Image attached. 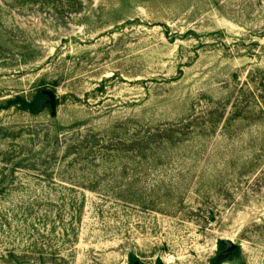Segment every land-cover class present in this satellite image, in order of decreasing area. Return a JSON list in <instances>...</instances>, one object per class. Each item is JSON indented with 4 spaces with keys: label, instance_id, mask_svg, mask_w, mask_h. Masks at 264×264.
I'll return each instance as SVG.
<instances>
[{
    "label": "rangeland",
    "instance_id": "1",
    "mask_svg": "<svg viewBox=\"0 0 264 264\" xmlns=\"http://www.w3.org/2000/svg\"><path fill=\"white\" fill-rule=\"evenodd\" d=\"M134 263L264 264V0H0V264Z\"/></svg>",
    "mask_w": 264,
    "mask_h": 264
},
{
    "label": "trees",
    "instance_id": "2",
    "mask_svg": "<svg viewBox=\"0 0 264 264\" xmlns=\"http://www.w3.org/2000/svg\"><path fill=\"white\" fill-rule=\"evenodd\" d=\"M48 96L43 92V89H39L30 99L22 96H16L11 105L18 104L23 110H26L32 114H38L48 107Z\"/></svg>",
    "mask_w": 264,
    "mask_h": 264
},
{
    "label": "water",
    "instance_id": "3",
    "mask_svg": "<svg viewBox=\"0 0 264 264\" xmlns=\"http://www.w3.org/2000/svg\"><path fill=\"white\" fill-rule=\"evenodd\" d=\"M43 92L48 96L47 103L50 104L52 110L54 111L55 106H56L54 94L50 91H47V90H44ZM226 242L229 243V241H226ZM232 247H233V245H231V243H229V248H232Z\"/></svg>",
    "mask_w": 264,
    "mask_h": 264
},
{
    "label": "flooded vegetation",
    "instance_id": "4",
    "mask_svg": "<svg viewBox=\"0 0 264 264\" xmlns=\"http://www.w3.org/2000/svg\"><path fill=\"white\" fill-rule=\"evenodd\" d=\"M134 264H136V263H134Z\"/></svg>",
    "mask_w": 264,
    "mask_h": 264
}]
</instances>
